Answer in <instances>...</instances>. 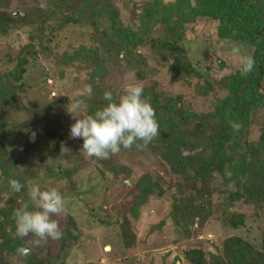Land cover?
Returning <instances> with one entry per match:
<instances>
[{
    "label": "trees",
    "instance_id": "16d2710c",
    "mask_svg": "<svg viewBox=\"0 0 264 264\" xmlns=\"http://www.w3.org/2000/svg\"><path fill=\"white\" fill-rule=\"evenodd\" d=\"M10 1L0 0V34L6 35L17 23L36 25L38 31L30 32L29 41L16 50L14 66L0 72V264H10L9 258L14 261L12 264H61L60 256L76 236L71 218L62 220L67 213L63 210L52 215L62 231L61 238H45L43 249L35 251L36 257H32V250L25 257L16 252L21 246L31 249V242L27 244L23 238L15 237L12 214L25 203L30 209L33 207L27 196L30 185L26 176L35 157L36 137L42 130L50 136L57 134L48 123L56 102L53 97L45 108L29 112L27 128L35 134L34 139L32 134L17 152H9L4 145L9 113L26 109L18 98L25 92L23 81L30 61L40 55L52 59L61 78L68 68L77 72L86 69L89 77L85 82L92 88L91 96L84 97L85 116H89L108 103L103 98L106 90L112 92L114 100L119 97L106 83L110 58L121 54L137 56L142 50H149L157 56V65L165 66L164 75L155 70L157 73L148 79L139 76L143 79L142 98L155 111L159 134L147 144L137 141L128 149L121 148L110 154L105 163L131 153L154 154L160 160L174 179L168 187V217L186 239L194 238L193 245L183 251L188 264H264V237L259 245L237 235L220 237L223 234L212 240L193 237L197 234L193 225L201 228L212 218L219 219L227 229L243 226L245 215L233 210L236 204L252 207L256 216V209L264 210V0H124V7L132 15L126 23L121 20V9L115 0H18L20 6L16 8L11 7ZM28 4L33 8H24ZM8 7L12 10H5ZM199 20L210 24L212 37L217 41L249 46L247 55L254 61L253 70L241 76L238 63L220 76V81L208 79L207 68L201 70L194 65L185 48L188 35ZM64 25L89 28L103 41L99 46L77 45L54 54L49 43ZM146 58L142 55L144 62ZM196 79L206 83L204 89L192 85ZM230 121L239 124L238 131H233ZM253 125L259 127L258 134L250 139ZM107 167L123 185L125 179L132 182L131 170L125 164L117 162ZM72 173L58 170L51 174L50 184L39 186L42 190L55 188L65 198H72L79 192ZM9 179H16L25 187L13 192ZM134 185L136 194L129 208L132 214L152 195L160 197L166 192L148 173L138 177ZM221 195L222 203H216L214 198ZM121 228V239L135 242L126 217ZM177 262L184 264L179 257L172 263L160 260L155 264ZM153 263L151 260L149 264Z\"/></svg>",
    "mask_w": 264,
    "mask_h": 264
},
{
    "label": "rangeland",
    "instance_id": "374dc122",
    "mask_svg": "<svg viewBox=\"0 0 264 264\" xmlns=\"http://www.w3.org/2000/svg\"><path fill=\"white\" fill-rule=\"evenodd\" d=\"M115 1L121 9L122 22L126 23L132 15L124 7V0ZM19 3L18 0L10 1L13 8L19 7ZM24 8L31 9L33 6L28 4ZM5 10L10 11L12 8L8 7ZM37 31L36 25L17 23L7 30L6 35L0 34V72L10 70L14 66L16 50L29 41L30 32ZM102 41V36L94 35L89 28L64 25L55 31L49 46L54 54H60L72 46L95 47ZM234 47H238L245 55L250 50L247 45L238 46L217 41L212 37L210 24L204 20L195 23L185 43L186 54L192 63L198 68L201 67V70L206 67L209 72L208 79L214 78L217 81L221 80L220 76L230 72L239 63L238 56L232 51ZM150 53L149 50H142L136 53L137 56L121 54L110 58L108 63L110 74L106 79L108 86L120 95L125 85L143 82L139 76L148 79L157 73L154 72L155 70H159L164 75V64L157 65V56H152ZM142 55L147 56L145 62L142 60ZM56 71L52 59H45L42 55L30 61L23 81L25 92L21 98H18V102L26 109L9 113L3 142L9 152H17L33 134L27 128L30 121L29 112L45 108L53 97L56 99L48 123L57 134L50 136L47 131H39L36 137L35 157L26 180L29 185H48L52 180L51 174L57 173L58 170L73 172L71 179L74 180V185L78 186L79 192L77 196L65 198L64 210L67 213L62 220L71 218L76 226L74 230L76 236L70 248H67V253L65 251L60 256L59 262L61 264H125V262L149 264L153 260L155 264L160 260L172 263L176 257H179L180 262L188 264L184 260L183 251L193 245L194 238L186 239L168 217L171 209L168 187L173 184V176L154 154L131 153L119 159L112 158L108 162L109 164L120 162L130 168L132 182L125 179L123 182L126 185H123L121 179H114L108 171L109 164L105 163L106 159L88 157L81 148L82 139L70 136L69 129L74 119L66 111L68 103L79 100L82 105L81 116H85V99L77 97L75 92L86 85L88 71L83 69L77 72L74 68H68L62 78L56 74ZM192 85L202 90L206 83L196 79ZM18 91L21 92L20 89ZM258 129L257 125L251 126L250 139L256 138ZM144 173L150 174L156 183L166 189V192L160 197L152 195L136 214H132L129 208L136 194L134 182ZM214 184L216 185L215 182ZM179 198L183 199L184 196L179 195ZM214 199L216 203H222L223 196ZM0 206H3V202ZM233 210L245 215L243 226L227 229L219 219L212 218L201 228L194 224L193 228L197 230V234L193 237L196 240L200 238L212 240L223 234L225 236L220 237L237 235L259 245L261 237H264L263 208L256 209L257 216L254 215V209L246 205L236 204ZM124 217L128 220L129 230L135 235L133 243L121 239ZM152 226L155 228L152 229ZM226 229L227 232L224 231ZM23 239L27 244L31 242L32 257H36L35 251L43 249L41 246L45 243L44 240L38 241V238L32 235ZM208 249L213 250L210 246ZM8 262L12 264L14 261L9 258Z\"/></svg>",
    "mask_w": 264,
    "mask_h": 264
},
{
    "label": "clouds",
    "instance_id": "9594fccd",
    "mask_svg": "<svg viewBox=\"0 0 264 264\" xmlns=\"http://www.w3.org/2000/svg\"><path fill=\"white\" fill-rule=\"evenodd\" d=\"M238 56V71L241 76L249 74L254 67L253 59L241 53L238 47L232 49ZM92 88L84 85L76 90L77 97L91 96ZM143 87L140 84H127L117 100L111 91H105L103 98L108 103L93 115L81 116L82 105L79 100L68 103L67 113L74 119L69 132L72 138L82 139L81 148L88 157L107 159L121 148L128 149L137 141L144 144L159 134V126L153 107L142 98ZM233 131L239 130V124L230 121ZM35 134H33V139ZM9 189L20 192L24 185L16 179H9ZM28 203L14 209L12 217L15 224V237L24 238L32 235L38 241L45 238L59 239L62 231L53 214L61 213L65 208V197L55 188L42 190L38 184H31L27 189ZM37 241V242H38ZM18 256L30 253L27 247H17Z\"/></svg>",
    "mask_w": 264,
    "mask_h": 264
},
{
    "label": "water",
    "instance_id": "95a60500",
    "mask_svg": "<svg viewBox=\"0 0 264 264\" xmlns=\"http://www.w3.org/2000/svg\"><path fill=\"white\" fill-rule=\"evenodd\" d=\"M126 182H128L127 180H126ZM176 264H180L179 262H177Z\"/></svg>",
    "mask_w": 264,
    "mask_h": 264
},
{
    "label": "bare ground",
    "instance_id": "6f19581e",
    "mask_svg": "<svg viewBox=\"0 0 264 264\" xmlns=\"http://www.w3.org/2000/svg\"><path fill=\"white\" fill-rule=\"evenodd\" d=\"M109 249V248H108Z\"/></svg>",
    "mask_w": 264,
    "mask_h": 264
}]
</instances>
